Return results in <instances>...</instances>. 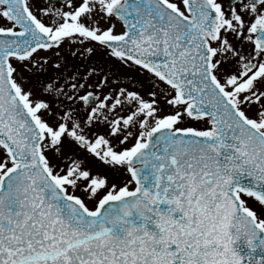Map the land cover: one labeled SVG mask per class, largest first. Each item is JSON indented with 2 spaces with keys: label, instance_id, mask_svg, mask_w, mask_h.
<instances>
[{
  "label": "snow or ice",
  "instance_id": "snow-or-ice-1",
  "mask_svg": "<svg viewBox=\"0 0 264 264\" xmlns=\"http://www.w3.org/2000/svg\"><path fill=\"white\" fill-rule=\"evenodd\" d=\"M0 264H264V0H0Z\"/></svg>",
  "mask_w": 264,
  "mask_h": 264
},
{
  "label": "water",
  "instance_id": "water-1",
  "mask_svg": "<svg viewBox=\"0 0 264 264\" xmlns=\"http://www.w3.org/2000/svg\"><path fill=\"white\" fill-rule=\"evenodd\" d=\"M161 207H162V208H166L167 206L162 204ZM174 215H175V216H179L180 214H179V213H175Z\"/></svg>",
  "mask_w": 264,
  "mask_h": 264
}]
</instances>
